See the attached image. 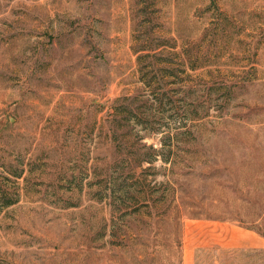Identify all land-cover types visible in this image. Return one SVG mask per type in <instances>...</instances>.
Segmentation results:
<instances>
[{
  "label": "rangeland",
  "instance_id": "374dc122",
  "mask_svg": "<svg viewBox=\"0 0 264 264\" xmlns=\"http://www.w3.org/2000/svg\"><path fill=\"white\" fill-rule=\"evenodd\" d=\"M0 186V264H264V0H0Z\"/></svg>",
  "mask_w": 264,
  "mask_h": 264
},
{
  "label": "crops",
  "instance_id": "0c3cea01",
  "mask_svg": "<svg viewBox=\"0 0 264 264\" xmlns=\"http://www.w3.org/2000/svg\"><path fill=\"white\" fill-rule=\"evenodd\" d=\"M236 234H241L244 236L242 237L237 235L234 237L231 235L230 240L235 243L234 246L264 249V236H260L254 232L243 233L242 231H236ZM189 259V257L185 256L183 264H190L191 261Z\"/></svg>",
  "mask_w": 264,
  "mask_h": 264
},
{
  "label": "trees",
  "instance_id": "16d2710c",
  "mask_svg": "<svg viewBox=\"0 0 264 264\" xmlns=\"http://www.w3.org/2000/svg\"><path fill=\"white\" fill-rule=\"evenodd\" d=\"M11 176L20 179L22 177V172L20 173H11ZM19 193L16 189L15 191H11L8 187H1L0 186V209H7L11 206H14L19 203Z\"/></svg>",
  "mask_w": 264,
  "mask_h": 264
}]
</instances>
